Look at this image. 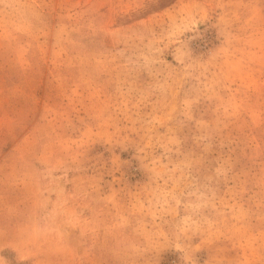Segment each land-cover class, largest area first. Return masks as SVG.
<instances>
[{
	"label": "rangeland",
	"instance_id": "374dc122",
	"mask_svg": "<svg viewBox=\"0 0 264 264\" xmlns=\"http://www.w3.org/2000/svg\"><path fill=\"white\" fill-rule=\"evenodd\" d=\"M0 264H264V0H0Z\"/></svg>",
	"mask_w": 264,
	"mask_h": 264
}]
</instances>
